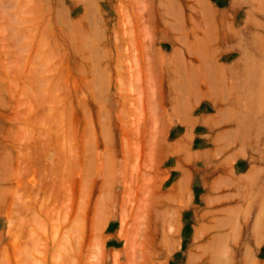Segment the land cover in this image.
<instances>
[{
	"label": "rangeland",
	"instance_id": "374dc122",
	"mask_svg": "<svg viewBox=\"0 0 264 264\" xmlns=\"http://www.w3.org/2000/svg\"><path fill=\"white\" fill-rule=\"evenodd\" d=\"M214 102L252 170L190 243L167 146ZM0 264H264V0H0Z\"/></svg>",
	"mask_w": 264,
	"mask_h": 264
},
{
	"label": "crops",
	"instance_id": "0c3cea01",
	"mask_svg": "<svg viewBox=\"0 0 264 264\" xmlns=\"http://www.w3.org/2000/svg\"><path fill=\"white\" fill-rule=\"evenodd\" d=\"M233 105L231 102L229 105L210 103L206 109L211 113L192 116L190 120L188 117L181 119L184 129L167 146L175 155L170 171H178L169 187L170 196L188 227L194 226V231L188 229L190 243L199 235L196 228L198 222L205 220L204 215L208 213V219H211L209 215L213 209L210 205L221 201L223 194L220 191L240 187L241 183H246L252 170L249 150L242 146L234 148L235 128L219 126L233 119V110L236 109ZM197 125L202 127L199 140L194 141L197 139L194 134ZM194 180L198 181L197 197Z\"/></svg>",
	"mask_w": 264,
	"mask_h": 264
}]
</instances>
